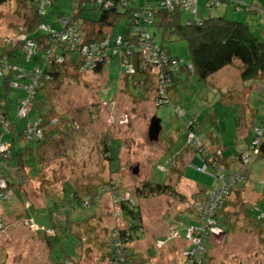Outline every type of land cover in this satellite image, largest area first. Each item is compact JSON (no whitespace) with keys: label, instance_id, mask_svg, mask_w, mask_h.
<instances>
[{"label":"rangeland","instance_id":"obj_1","mask_svg":"<svg viewBox=\"0 0 264 264\" xmlns=\"http://www.w3.org/2000/svg\"><path fill=\"white\" fill-rule=\"evenodd\" d=\"M237 1L251 6L255 12L235 13L233 6L225 5L204 14L222 15L228 7V19L240 22L243 19L264 42V0ZM18 2L11 0L0 6V55L5 42L21 37L19 29L29 9ZM77 2L58 0L46 23L58 27L59 15H71ZM204 4L201 0L200 15ZM81 9L83 21L99 19V12H93L94 3ZM126 23L122 20L116 28L107 27L104 32L124 35ZM155 31L162 42V31ZM165 47L173 57L190 63L186 41L173 38L165 42ZM239 65L228 67L208 83L183 72L178 76L173 103L164 107H157L155 94L145 93L132 84L130 90L126 88L119 57L112 59L102 74L76 76L68 72L61 85H50L46 89L48 105L44 113L52 111L58 118V133L44 145V165L39 170L33 167L32 176H29L31 169L24 166L23 187L18 183L12 184L11 189L8 185L10 199L0 200V217L4 219V227L0 229V264H62L65 258L77 254L81 258L78 264H112L111 232L115 228L124 229L127 223L114 191L93 199L101 185L115 188L119 201L131 200L141 213L137 239L125 254L130 264H184L187 251L199 246L196 243L200 239L199 233L190 235L194 228L190 232L189 228L192 224L200 227L204 206L220 186L216 177L221 170L226 174L242 173V179L248 183L228 187L232 194L227 195L225 210L217 214L224 233L210 226L197 229L211 234L204 246L202 263L264 264V221L254 217L264 213V159L254 157L244 166L238 158L243 152H251L253 128L264 116V87L252 86V81L246 87L240 79ZM45 94H39L31 105L29 119L43 113L39 106ZM21 96L22 92L15 91L10 100ZM246 104L255 112L254 116L250 117ZM17 112L15 106V117ZM153 118L161 121L158 142H152L148 136ZM16 125L22 128L24 121L16 119ZM192 135L205 149L198 150L200 155L204 151H223L228 171L211 167L207 172L201 171L203 159L195 151L188 154L185 162L181 159L171 162L172 157L191 147ZM15 138L18 147L36 146L22 142L19 136ZM110 145L113 152L106 157L105 146ZM16 148L10 150L11 157L15 156ZM168 178L176 196L147 197L139 191L150 181L166 184ZM84 201L91 207H83ZM212 216L217 221L214 213ZM33 221L39 227L55 229L51 234L55 232L57 236L47 238L31 225ZM195 249L199 253L200 248Z\"/></svg>","mask_w":264,"mask_h":264},{"label":"trees","instance_id":"obj_2","mask_svg":"<svg viewBox=\"0 0 264 264\" xmlns=\"http://www.w3.org/2000/svg\"><path fill=\"white\" fill-rule=\"evenodd\" d=\"M8 1L11 0H0V6ZM16 1H19V4H23L27 10L29 9L28 13L24 15V25L19 29L20 33L24 35V39L19 38L8 43L5 42V51L3 50L0 55V119L2 120L0 121V140L8 145V151L0 156V177L8 182L11 189H13L11 187L12 184L15 186L19 183V186L23 187L21 178L24 166L31 169L29 176H32L33 167L39 170L44 165L42 158L44 157V145L55 138L59 124L58 118L52 111L44 113V108L48 105L46 102L48 101L46 89L53 84L61 85L68 72L76 76L102 74L112 59L119 57L124 75L123 82L126 83V88L130 90L132 84L133 87L138 86L143 89L145 93L151 92L153 95L155 94L154 101L159 107L173 103L176 91L175 86L179 81L178 76L183 72L198 78L201 82L208 83L216 74L239 63L240 79L246 87H248L246 83L250 81L253 82L251 83L252 86L262 84L264 87V42L252 33L243 19H241L242 22L228 19L226 16L228 7L225 9L226 12L222 14L223 16L206 17L204 14V12L211 13L213 10H218L225 5L233 6L235 13H242L243 11L255 12L252 11L253 8L251 6L237 0H204L205 4L201 15V0H193L195 1L193 5H189L188 0L186 3L184 0H144L142 3H140L142 0H78L71 15L62 13L59 15L58 24H56L58 27L55 28L52 26L54 24L48 25L46 19L52 9L55 8L58 0ZM90 3L95 4L93 12H99L100 16L97 21L93 19L91 22H86L81 19L83 15L81 7ZM142 8L143 13L140 17H137L136 14ZM144 19H148V23H143ZM122 20L127 22L124 35L119 32L117 34L104 32V28H116ZM136 20L140 22L139 26L142 29L135 24ZM42 26L49 28V30L42 29ZM70 28L76 31L78 40L62 41V34L70 32ZM153 28L157 31H162V42H159L157 32ZM173 38L187 42L191 56L189 64L183 59L173 57L170 50L165 47V42L171 41ZM31 42L34 45L28 49ZM94 48H97L99 53L93 51ZM101 50L106 53L104 57L100 53ZM164 55L170 60L167 65H159L155 62L156 58L159 61ZM173 62L176 64H173ZM160 74L169 75L171 79L170 89L163 96L162 101L157 96V86L159 85L157 78ZM36 76L40 78L37 81L43 82V86L34 90L32 95L27 93L26 88L35 82ZM15 91L22 92L24 96L17 97L14 101H11L10 97ZM43 92L46 94L39 106L43 109V113L38 118L31 120L29 119L31 105L36 103L38 100L37 96ZM26 101L27 116L21 117L19 115L20 109ZM15 106L18 111L17 117L13 115ZM246 106L250 117L254 116L255 112L249 107V104H246ZM16 119L24 121L22 128H18ZM35 122H39L40 128L45 132V138L38 142L28 140L25 135V130L28 126L33 125ZM257 129L262 132L260 137L256 132ZM8 134L11 135L5 140ZM16 136H19L22 142L34 143L36 146L30 148L29 145L21 144L18 147L19 142H17ZM192 137L191 147L176 157H172L170 159L171 162L175 163L180 159V161L185 162L188 154L195 151L203 159L202 163L206 167L203 172H207L209 167L222 168L228 171L223 151L219 150L221 151L220 156H217V152H219L217 150L214 153L204 151L200 155L199 151L205 149L199 141H194L195 136L192 135ZM257 139L259 143L254 146V142ZM6 141L9 142L7 143ZM12 147H17L13 157H11L10 153ZM250 151L243 152L238 157L244 166L249 165L254 157L264 159V116L260 124L253 128V140ZM109 152H113L111 145L109 147L105 146L106 157L110 155ZM113 154L116 153L114 152ZM183 165L184 168L187 166L185 163ZM16 175L18 178H15ZM230 175L244 176L242 173H227V177ZM182 177H184V171L182 172ZM247 183L241 181L237 185L246 186ZM104 186L106 185H101L96 189L94 195H92L93 199H99L98 191ZM108 187L111 188L110 185ZM111 190L114 191L115 197L118 199L120 209L127 223V227L124 229L118 228L121 235L120 242H118L119 245H117L115 239H112V233L117 228L111 232L110 255L112 264L116 263V258L119 254L118 249L124 257L122 264H130L129 257L126 259L125 254L129 250V245L137 239L135 236L141 227V213L138 208L134 207L131 200L119 201L120 198L116 189L112 187ZM139 191L147 197L153 195H177L169 183V178L166 184L150 181L144 184ZM233 191L238 192L234 188ZM62 192L64 193V189H62ZM97 194L98 196L96 197ZM231 194L229 192L228 196ZM12 195H14V191ZM228 196L225 198L223 206L215 210L217 219L215 227L221 229L223 233L224 230L221 227L222 225H219L217 214L225 210L227 201H229ZM91 205H89L88 201L82 202L83 207H91ZM247 214L252 215L248 211ZM263 215L264 213H257L254 217L259 219ZM260 220L264 221L263 218ZM202 221L203 218H201ZM201 222H199V225H202ZM40 227L43 230H40L39 233L44 234L47 238L57 236L55 232H53L54 235L51 234V231L55 229H48L42 225ZM209 238H211V235L206 237V243ZM204 257L202 260H205ZM80 260L81 258L77 254V257L65 258L62 264H78ZM202 260L200 263L197 261L194 264H203Z\"/></svg>","mask_w":264,"mask_h":264},{"label":"built area","instance_id":"obj_3","mask_svg":"<svg viewBox=\"0 0 264 264\" xmlns=\"http://www.w3.org/2000/svg\"><path fill=\"white\" fill-rule=\"evenodd\" d=\"M186 1L187 0H184L185 3H186ZM188 2H189V5H193L195 1L188 0ZM216 4H218V3H216ZM142 13H143V8H142V10L140 12H138L136 14V16L140 17ZM137 21L138 20H136L135 24H137L138 27H140L139 26L140 22H137ZM145 22L148 23V19H144L143 23H145ZM41 28L49 30V28H45L44 26H42ZM77 36L78 35H77L76 31L74 29L70 28V32L63 33L61 38H62V41L68 42V41L78 40ZM20 38L24 39V35L21 34ZM106 43H108V42H106ZM33 45H34V43H32V42L29 43V48L28 49H30L31 46H33ZM73 49H75V48H73ZM157 50H158V48H157ZM93 51H97L96 53H99L97 48H94ZM100 53H101V55L103 57L106 54V53H103L102 50H101ZM93 54L95 55L94 52H93ZM157 60L158 59L156 58L155 62L158 63L159 65H161V64H163V65L166 64L167 65L169 63V61H170L169 58L166 57L165 55L162 56L161 59H159V61H157ZM173 64H176V63L173 62ZM130 72L133 73L132 71H130ZM37 80H40V78L38 76H36L35 82L32 85H30V87L26 88L27 93L32 94L34 90H36L39 87L43 86V82L37 81ZM157 82L159 84L157 86V88H158L157 96L161 100L163 98V96L166 95V92L170 89L171 79L169 78V75L160 74L158 76V78H157ZM157 106H158V104H157ZM19 115L21 117H26L27 116V101L23 103V106L20 109ZM0 121H2V120L0 119ZM256 132H257L259 137L262 135V132H261L260 129H257ZM25 135L28 138V140L37 141V142L41 141V140H43L45 138V132L40 128L39 122H35L33 125H29L28 128L25 130ZM258 143H259V141L257 139L254 142V146L258 145ZM7 151H8V145L4 144L0 140V156L4 155ZM199 169L201 171H205L206 167L203 164V166L201 168H199ZM221 171H222V173L219 172L218 176L216 177L217 178V182H218V184H220V186H219V188H217L214 191V193H212V196H211L210 200H208V203L204 206L203 223H202V225H200V227L202 226V228H204V227L208 228V226H210L211 229H213L215 227L216 220L213 218L212 215H213V213L215 214V210L216 209H220L222 207V202H224L225 198L229 194L228 187H231L232 184L235 185L236 183H240L241 181H245L239 175H230L229 177H227V174L225 173V171L224 170H221ZM2 182H3V184H2ZM8 185H9L8 182L4 178L0 177V200H8V199H10L11 193L9 191ZM226 185H227V187H225ZM110 191H111V189L108 186L107 187L104 186V187L100 188V190L98 191L99 192V196L104 195L105 193H108ZM213 194H214V196H216V198H214V199H213ZM114 198H115V194H114ZM261 218L264 219V215ZM31 225L34 226L36 229H39V231L43 230V228L39 227L35 222L34 223L32 222ZM3 227H4V220L2 219V217H0V229H2ZM200 227L193 225V226H190V228H189V232H190L191 229L194 228L190 235H192L193 233H199L200 234V239L196 243V245H199V246H195V247H199L200 249H199V253H198V250H196L195 247L193 246L187 251L188 256L186 257L187 258L186 264H194L197 261L200 263V261L203 258V255L205 253L204 252L205 251L204 250V246H205V243H206V237L211 235V234L209 232L204 233L201 229L197 230ZM120 237H121L120 231L117 228L112 233V238L116 240L117 245H119L118 242H120ZM118 251H119L118 252L119 254L117 255L115 264H122L123 261H124V257H123L122 252H120L119 249H118Z\"/></svg>","mask_w":264,"mask_h":264},{"label":"water","instance_id":"obj_4","mask_svg":"<svg viewBox=\"0 0 264 264\" xmlns=\"http://www.w3.org/2000/svg\"><path fill=\"white\" fill-rule=\"evenodd\" d=\"M161 131H162L161 121L158 120L157 118H153L151 120V124L149 127V133H148L150 140L152 142H158ZM134 172L136 173V170H134Z\"/></svg>","mask_w":264,"mask_h":264},{"label":"crops","instance_id":"obj_5","mask_svg":"<svg viewBox=\"0 0 264 264\" xmlns=\"http://www.w3.org/2000/svg\"><path fill=\"white\" fill-rule=\"evenodd\" d=\"M246 183H247V181H246ZM35 221H33V223H34ZM36 223V222H35ZM37 224V223H36ZM38 225V224H37ZM39 226V225H38Z\"/></svg>","mask_w":264,"mask_h":264},{"label":"bare ground","instance_id":"obj_6","mask_svg":"<svg viewBox=\"0 0 264 264\" xmlns=\"http://www.w3.org/2000/svg\"><path fill=\"white\" fill-rule=\"evenodd\" d=\"M222 205H223V202H222Z\"/></svg>","mask_w":264,"mask_h":264},{"label":"clouds","instance_id":"obj_7","mask_svg":"<svg viewBox=\"0 0 264 264\" xmlns=\"http://www.w3.org/2000/svg\"><path fill=\"white\" fill-rule=\"evenodd\" d=\"M158 107V106H157ZM164 107V106H163Z\"/></svg>","mask_w":264,"mask_h":264}]
</instances>
